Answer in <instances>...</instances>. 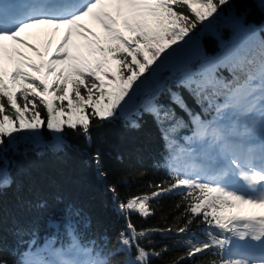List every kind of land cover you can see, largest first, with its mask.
Wrapping results in <instances>:
<instances>
[{
	"label": "snow or ice",
	"instance_id": "1",
	"mask_svg": "<svg viewBox=\"0 0 264 264\" xmlns=\"http://www.w3.org/2000/svg\"><path fill=\"white\" fill-rule=\"evenodd\" d=\"M260 7L264 10V0ZM221 24L234 38L220 41V50L209 55L201 37L214 35ZM41 35L43 52L32 42ZM53 40L55 50L48 55ZM177 60L180 83L208 102L206 107L222 99L217 115L243 107L245 117H254L239 131L240 141L190 114L194 137L210 141L209 151L201 156L173 140L167 180L123 198L109 185L124 220L114 243L85 245L73 236L67 245L49 244L38 259L26 253L15 261L0 256V264H153L173 250L168 244L157 247L152 239L157 234L181 238L176 245L183 252L166 264H186L205 254L210 258L201 264H264V144L247 142L264 136V29L249 27L232 0H0V188L10 183L2 163L5 149L18 139H34L47 129L57 134L54 151L63 150L66 130L90 142L94 128L128 111L159 70ZM172 99L187 108L182 97ZM141 107L160 114L151 102ZM169 115L175 119L165 113L166 120ZM128 122L138 126L134 117ZM182 126L176 121L165 140ZM92 158L99 165L100 153ZM99 175L107 173L101 169ZM173 194L181 201L171 223L137 227L134 215L151 217L154 203ZM50 227L58 225L53 220ZM197 229L202 236L195 235Z\"/></svg>",
	"mask_w": 264,
	"mask_h": 264
},
{
	"label": "trees",
	"instance_id": "2",
	"mask_svg": "<svg viewBox=\"0 0 264 264\" xmlns=\"http://www.w3.org/2000/svg\"><path fill=\"white\" fill-rule=\"evenodd\" d=\"M232 7L248 11L251 21L260 19L255 0H232ZM228 14L229 9L225 8L223 15ZM223 31L227 29L221 24L218 33ZM201 39L207 54L215 55L219 51L217 36L205 33ZM174 94L183 98L186 109L173 103ZM146 100L142 105L151 102L159 110V116L141 106L127 117L118 114L99 130L94 128L90 142L66 130L62 136L63 150L54 151L52 145L57 135L42 129L36 138L21 137L5 149L2 163L10 183L0 188V256L15 261L29 244L54 245L59 239L52 235L53 228L45 224L49 218L57 220L65 233L76 235L85 245L116 241L124 220L117 212L109 185L116 186L123 198L132 192L146 191L150 183L167 180L163 166L169 159V143L174 140L177 148L193 144L195 129L190 114L201 116V107L208 103H202L174 78L163 83L158 80ZM218 100L211 101L213 107L209 110L214 114L202 117L205 123L215 120L213 109ZM233 110L227 112L231 114ZM165 113L174 114L175 119L169 115L166 120ZM130 117H134L137 127L128 122ZM176 121L183 126L166 141V130ZM96 152L101 156L99 165L92 158ZM101 169L107 173L105 178L99 175ZM180 201L178 194L163 197L154 203V215L146 219L134 215L133 220L138 228L167 226L179 214L175 205ZM195 235L202 236V229L195 230ZM152 239L157 247L168 244L173 249L160 260L154 259L153 264H166L183 252L176 245V239L181 238L157 234ZM208 258L205 254L186 264H201Z\"/></svg>",
	"mask_w": 264,
	"mask_h": 264
},
{
	"label": "rangeland",
	"instance_id": "3",
	"mask_svg": "<svg viewBox=\"0 0 264 264\" xmlns=\"http://www.w3.org/2000/svg\"><path fill=\"white\" fill-rule=\"evenodd\" d=\"M223 25V24H222ZM224 26V25H223ZM229 31L232 32V29L230 27H228ZM233 33V32H232ZM126 34H129V33H126ZM59 37H57L58 39ZM33 43H35L37 45L38 48L41 49V51L43 52V49L45 47V37L43 35L40 36V38L38 40H33L32 41ZM202 49H203V46H201ZM43 48V49H42ZM204 50V49H203ZM25 51V49H24ZM28 55L32 56V59L34 62H37L39 63L40 62V58L35 56V54L33 53H30V52H27V50L25 51ZM113 63V66L115 65V61L112 62ZM9 68H10V65H9ZM163 70L167 73H169L170 75L176 73V72H180L181 73H178V77L177 78H181V75H182V71H183V68L182 66H180V61H173L171 62L170 64L168 65H165L163 67ZM25 71H31L30 69H25ZM33 75H36V73H33ZM166 74H164V76L160 79V82H163L165 81L166 79ZM50 79V78H49ZM178 80V79H177ZM153 84L155 83H152L150 82L149 84H146L144 89H142L139 94L136 96L138 100L142 101V104L144 103V100H148V95L149 93L151 92L152 88H153ZM156 85V84H155ZM145 95V96H144ZM255 137V136H254Z\"/></svg>",
	"mask_w": 264,
	"mask_h": 264
}]
</instances>
